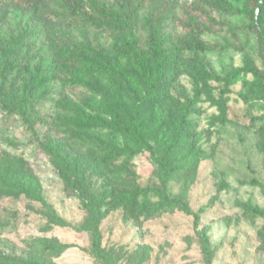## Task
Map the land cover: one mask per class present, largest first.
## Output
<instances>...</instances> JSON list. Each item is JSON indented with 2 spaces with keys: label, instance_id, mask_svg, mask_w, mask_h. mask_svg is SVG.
I'll return each instance as SVG.
<instances>
[{
  "label": "rangeland",
  "instance_id": "obj_1",
  "mask_svg": "<svg viewBox=\"0 0 264 264\" xmlns=\"http://www.w3.org/2000/svg\"><path fill=\"white\" fill-rule=\"evenodd\" d=\"M60 1L65 8L36 19L19 0H0V81H31L36 110L33 131L0 100V264H38L29 244L37 238L73 245L48 264H103L92 254L96 236L117 264H264V217L248 210L264 209V11H253L254 0H171L164 31L175 74L160 112L145 116L154 144L166 129L171 142L176 135L167 192L182 206L136 220L114 199L127 182L162 188L155 158L136 146L124 169V157L104 155V139L74 128L66 113L112 122V94L141 96L130 83L136 74L117 73L113 62L129 64L127 41L144 34L151 1L103 0L123 13L116 30L92 23L86 0ZM21 32L23 49L6 50ZM245 65L258 73L229 86L213 77ZM52 140L62 160L47 150Z\"/></svg>",
  "mask_w": 264,
  "mask_h": 264
},
{
  "label": "trees",
  "instance_id": "obj_2",
  "mask_svg": "<svg viewBox=\"0 0 264 264\" xmlns=\"http://www.w3.org/2000/svg\"><path fill=\"white\" fill-rule=\"evenodd\" d=\"M24 10L31 12L36 19H42L44 14L49 16L57 13L61 8H65L60 0H19ZM85 1V0H84ZM129 7L135 4L137 8L144 4L146 0H127ZM149 6H144L143 15L140 20L141 28L144 32L127 44L133 50L129 58V64L123 66L121 62L114 61L113 64L118 68L117 73L125 74V67L130 73L136 74L138 80L130 81L136 83L142 94L134 100L125 99L122 96L112 94L111 103L116 109V114L112 122H104L100 119L94 121L85 118L77 119L72 111L66 113L70 117L71 125L74 128L89 130L88 135L100 137L101 144L104 146L103 154L113 159L124 157L121 166L126 169L132 157L131 148L140 146L148 150L155 158L159 169L162 172L160 176L163 182L162 188L142 187L136 182H127L122 191L115 196V205L122 207L126 214L136 220L143 216H154L160 213H171L179 209L182 203L179 198L171 197L167 188L171 181L172 174L176 171L171 167V161L174 159L176 135L171 142V133L164 132L155 139V144L150 136V123L147 121L145 113L149 108H160L167 99L171 79L175 74V65L167 56L165 48L166 33L164 31L166 23L173 14L174 6L171 0H150ZM92 6L95 16L90 20L96 27H105L112 30L119 29L120 15L123 14L120 9H116L114 4L103 0H86ZM145 5V4H144ZM264 11V0H254V10ZM264 38V35L262 36ZM6 50L17 53L23 49L26 43L25 33L21 32L19 36L11 34L4 42ZM66 56V58H68ZM166 60L169 62L166 63ZM86 65V64H85ZM89 66V65H88ZM90 67V66H89ZM105 69L108 71L107 66ZM105 72L104 70H101ZM244 73H258L254 67L245 65L238 68L225 77L214 75V79L224 82L226 86L238 81ZM264 90V82L261 84ZM33 95V86L31 81L22 79L10 80L4 74L0 81V100L3 108L10 114H19L28 124L29 128L36 131L34 116L36 110L30 105V97ZM138 98V99H137ZM86 114V113H84ZM159 127L164 128V119L158 118ZM112 136V141L109 137ZM118 141H123L124 146H120ZM57 159L62 160L60 154V144L56 140L44 143ZM29 193L30 190H29ZM153 198H157L154 201ZM92 221L98 225L100 217L97 213V207L91 201L87 206ZM248 210L255 216L264 217V209L248 206ZM189 212V209H186ZM196 223L199 222L198 214H195ZM29 244L38 256V264H48L49 258L58 256L65 250L73 247L71 244L53 243L43 238L32 239ZM93 256L103 264H117V260L112 253L102 248L100 236H96L92 249Z\"/></svg>",
  "mask_w": 264,
  "mask_h": 264
}]
</instances>
